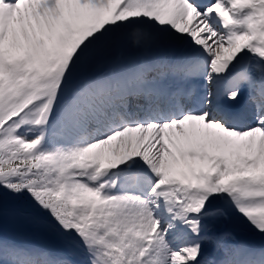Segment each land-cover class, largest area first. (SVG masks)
<instances>
[{
    "label": "snow or ice",
    "instance_id": "obj_1",
    "mask_svg": "<svg viewBox=\"0 0 264 264\" xmlns=\"http://www.w3.org/2000/svg\"><path fill=\"white\" fill-rule=\"evenodd\" d=\"M0 264H264V0H0Z\"/></svg>",
    "mask_w": 264,
    "mask_h": 264
}]
</instances>
